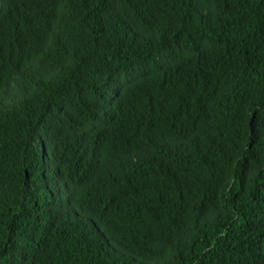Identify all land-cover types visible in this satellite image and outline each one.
Instances as JSON below:
<instances>
[{"label":"trees","instance_id":"16d2710c","mask_svg":"<svg viewBox=\"0 0 264 264\" xmlns=\"http://www.w3.org/2000/svg\"><path fill=\"white\" fill-rule=\"evenodd\" d=\"M0 264H264V0H0Z\"/></svg>","mask_w":264,"mask_h":264},{"label":"bare ground","instance_id":"6f19581e","mask_svg":"<svg viewBox=\"0 0 264 264\" xmlns=\"http://www.w3.org/2000/svg\"><path fill=\"white\" fill-rule=\"evenodd\" d=\"M41 146V145H40Z\"/></svg>","mask_w":264,"mask_h":264}]
</instances>
